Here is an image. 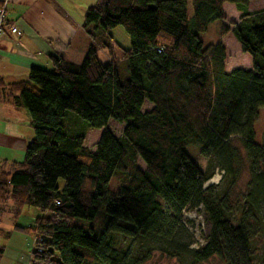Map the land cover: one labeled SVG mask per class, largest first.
Instances as JSON below:
<instances>
[{
	"label": "trees",
	"instance_id": "1",
	"mask_svg": "<svg viewBox=\"0 0 264 264\" xmlns=\"http://www.w3.org/2000/svg\"><path fill=\"white\" fill-rule=\"evenodd\" d=\"M250 1L97 0L83 17L90 44L81 63L51 57V70L30 68L24 81L0 76V102L25 110L34 135L20 162L0 167V204L10 202L11 217L26 207L40 214L34 225H14L37 235L34 264H144L148 251L131 256L115 236L170 243L181 212L198 206L204 242L189 264H264L261 235L251 223L264 176L253 177L247 199L231 205L229 190L217 195L205 187L208 176L186 152L192 146L202 157H225L232 173L241 148L250 169L264 167V145L254 143L264 108V9L249 12ZM224 4L239 19L232 29L221 23L219 36L232 33L251 59L250 70L226 73L222 43L202 46L210 22L224 20ZM92 26L123 28L130 42L122 50L125 75L113 59L99 60ZM67 113L86 125L65 122ZM110 121L123 125L118 136L107 128ZM90 129L101 131L93 151L84 146ZM235 138L239 147L231 146ZM113 178L115 190L109 189Z\"/></svg>",
	"mask_w": 264,
	"mask_h": 264
},
{
	"label": "rangeland",
	"instance_id": "2",
	"mask_svg": "<svg viewBox=\"0 0 264 264\" xmlns=\"http://www.w3.org/2000/svg\"><path fill=\"white\" fill-rule=\"evenodd\" d=\"M54 1L65 11V15L61 13V17H63L64 22L66 21L68 23V31L75 34L76 28H78L76 27L77 24L79 25V29L82 28L81 24L85 14L84 11L94 5L97 0H66L65 3L63 0ZM261 6L258 2L253 1L250 9L253 11ZM222 9L224 20L222 22L216 20L211 21L207 30L200 35L202 46L207 47L211 44L222 43L226 56V73L233 67L235 69L248 68L251 65V59L249 55L242 53L232 33L228 32L223 38L219 36L221 23L229 29H232L231 24L236 23L239 19V15L233 5L224 4ZM91 32L92 44L95 46L99 45L102 48L98 49L99 60L101 62H108L113 59L117 63L119 73L125 75L126 71L125 65L122 62V50L128 49L130 42L123 28L118 26L108 32H103L92 26ZM7 46V49L10 51L18 49L13 44L9 46L7 43ZM12 60V63L7 62L3 66V69L8 71L4 81L6 83H12L26 80V69L21 68L22 66L19 64H13ZM145 104L143 108L144 110H148L151 106ZM65 118H69L67 120L65 119V122L68 121L73 126L75 125L73 122H77L81 126L86 125L84 121L71 113H67ZM107 128L115 136H118L123 129V125L110 121ZM100 132V130L91 129L87 131L84 146L90 151L94 150ZM33 136L28 113L25 110L13 108L7 100L0 102V167L6 169L13 161L20 162L23 158L25 147ZM254 143L258 146L264 145V108H260L258 118L254 123ZM239 145L240 141L238 138L231 141V146L239 147ZM186 152L192 161L208 176L205 187H214V192L217 195H220L227 189L229 190L228 200L231 205L236 203L239 206L247 199L248 193L255 185L253 184V177L264 176L263 166H259L257 169H250L249 160L241 148L238 160H235L233 164L236 169H232V173L228 172L225 168V157L217 156L216 154L210 155L209 157H202L199 154V150L192 146L187 147ZM230 180L233 181L232 185L230 184ZM62 184V180H58L59 188L62 187ZM229 184L231 185L230 187H228ZM116 187L117 183L115 178H113L110 182L109 189L115 190ZM261 195L258 200L260 207L256 213L257 218L252 220L251 223L255 229L259 230V234L261 235V238L258 239L257 247L259 248V255L263 256L264 191ZM160 203L168 211V214H173L168 203ZM0 206L5 209L4 213L0 215V230L9 233L7 238L0 236V246L4 247V253L0 257V264H15L17 260L16 252H19L26 259L28 258L27 264H34L31 260V254L34 249V244L38 240L37 235L26 234L14 228V225L18 224L23 227L34 225L33 219L40 215L39 212L34 208L26 207L23 208L21 214L16 219H13L9 213L10 202L3 205L0 204ZM178 221L180 222V226L177 227L174 238L170 243H159L152 237L141 239L137 236L124 237L118 235L114 239L116 246L123 251H129L131 256L137 255L142 251H148L150 256L144 264H189L191 261V252L198 250L204 242L202 206H198L194 210L182 211ZM202 264L222 263L216 259H212Z\"/></svg>",
	"mask_w": 264,
	"mask_h": 264
},
{
	"label": "crops",
	"instance_id": "3",
	"mask_svg": "<svg viewBox=\"0 0 264 264\" xmlns=\"http://www.w3.org/2000/svg\"><path fill=\"white\" fill-rule=\"evenodd\" d=\"M63 1L65 3L66 0ZM253 1L262 6L252 11L250 8ZM262 9H264V0L250 1L249 12ZM61 13L65 15L63 8L54 0H9L6 18L10 24L18 28L21 36L18 40H14L8 32L0 36V76L3 79L8 73L3 66L7 62L12 63L11 59L13 64L21 65L27 73L30 68L51 70V57L62 58L73 64L82 62L89 47L90 38L84 30L81 31L82 24L81 29L77 24L75 34L68 31L69 25L66 21L64 22ZM237 14L239 15L238 12ZM7 43L9 46L13 44L18 49L8 50ZM234 69L235 67L229 72ZM250 69L251 65L243 70ZM0 247L3 248L4 253V247ZM16 257L15 264L28 263V258L21 256L19 252H16Z\"/></svg>",
	"mask_w": 264,
	"mask_h": 264
},
{
	"label": "built area",
	"instance_id": "4",
	"mask_svg": "<svg viewBox=\"0 0 264 264\" xmlns=\"http://www.w3.org/2000/svg\"><path fill=\"white\" fill-rule=\"evenodd\" d=\"M8 2L9 0H0V36L8 32L14 40H18L21 32L13 24H10L6 18Z\"/></svg>",
	"mask_w": 264,
	"mask_h": 264
}]
</instances>
